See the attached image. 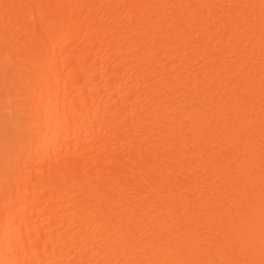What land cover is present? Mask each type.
Listing matches in <instances>:
<instances>
[{
	"label": "bare ground",
	"instance_id": "1",
	"mask_svg": "<svg viewBox=\"0 0 264 264\" xmlns=\"http://www.w3.org/2000/svg\"><path fill=\"white\" fill-rule=\"evenodd\" d=\"M0 264H264V0H0Z\"/></svg>",
	"mask_w": 264,
	"mask_h": 264
}]
</instances>
